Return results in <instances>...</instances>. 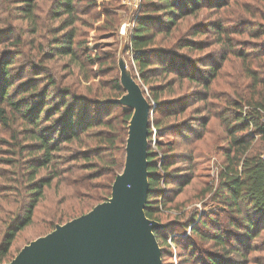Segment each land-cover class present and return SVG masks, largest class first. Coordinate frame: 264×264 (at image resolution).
Masks as SVG:
<instances>
[{
    "label": "rangeland",
    "instance_id": "obj_1",
    "mask_svg": "<svg viewBox=\"0 0 264 264\" xmlns=\"http://www.w3.org/2000/svg\"><path fill=\"white\" fill-rule=\"evenodd\" d=\"M33 1L35 25L24 18L22 0H0V86L4 82L1 68L5 66L8 81L13 84L8 88L9 94H15L21 84L36 80L34 83L38 89L33 94L20 90L23 99L33 102L29 111L37 106L46 110L40 99L33 95L46 90L47 102H52V97H60V88H67L72 96L85 97L84 100L90 102L86 107L91 114L100 112V106L92 107L93 100L115 96L112 92L114 81L119 82L123 94L111 100L112 103L129 95L131 84L138 86L147 102L155 105L149 118L152 129L150 142L147 136L149 150L158 154L160 159L162 155L177 156L180 163L171 168L177 167L189 176V183L179 190L172 185L165 188L168 197L161 208L158 223L167 227V231H173L178 244L170 241L160 244L164 254L161 262L201 264L199 257L204 261L206 254H214L223 264H264V232L251 242L259 248L247 252L232 235L225 234L231 226L230 216L227 212L221 213L214 196L230 146L223 117L230 116L233 100L250 94L247 86L250 79L244 73L243 59L238 57L240 52L248 55L245 62L251 59L252 69L256 73L260 71L258 75L264 77V69L257 66V63L264 65V57L257 54H261L264 47V37H256L255 29L251 28L256 22L261 23L259 15L260 11L264 12V0H200L202 6L194 11L188 10L192 5L187 6L186 0H173L182 4L183 13L175 14L168 32L164 30L155 37L149 47L151 58L163 59L177 72L195 73L198 81L178 78L175 72H158L144 77L133 62L135 52L130 40L135 26L148 19L147 25L163 27L169 20L163 11H152L151 5L157 0H74L75 10L71 16L57 9L59 0ZM216 23L224 27L221 35H217L214 29ZM70 31L74 34L75 46L79 47L76 54L80 63L68 57L54 56L51 50L56 44L54 38ZM219 38L223 41L219 42ZM187 42H193L195 47L189 49L185 46ZM226 47L231 48L230 53ZM86 55L92 59L97 57L96 62H87ZM224 56L227 57L223 59ZM155 64L149 68L160 67ZM211 67L215 69L214 75L209 74ZM47 77L53 80L54 86L43 81ZM125 82L128 87H124ZM205 85H208V91L204 89ZM120 105L128 109L126 104ZM78 108L82 109V105ZM173 108L180 109L173 111ZM181 110L182 113H175ZM58 117L54 115L53 119ZM204 120L206 123L201 126ZM158 122L160 127L156 126ZM43 124L44 119L42 130L51 135V129L46 127L54 123ZM33 130L34 127L20 116L10 115L6 125L0 124V253L3 252L1 243L5 233L14 222L21 221L25 213L32 196V185L37 184L40 177L48 176V171L40 169L35 178H31V165L40 155L34 153L29 139ZM125 144L126 139L115 145L112 157L117 167L113 176L122 171ZM257 147L264 154V145L255 141L253 149ZM63 148L54 155L67 160L77 147L64 144ZM82 174L86 175H78ZM70 179L71 187L78 182L76 177ZM56 182L52 181L44 188V197L33 209L31 224L15 235L0 264L10 262L25 245L66 222L68 215L64 213L70 212L69 204H76V201L64 199L63 194L69 193L70 189L63 182ZM103 182L104 177L91 183L98 186L96 190L101 192L100 198L106 195ZM74 188L79 190L78 198L83 202L95 192L94 189L85 192ZM194 218L196 221L199 218L206 220V228L222 233L228 241L227 249L194 237L188 226L183 231L179 222Z\"/></svg>",
    "mask_w": 264,
    "mask_h": 264
},
{
    "label": "trees",
    "instance_id": "obj_2",
    "mask_svg": "<svg viewBox=\"0 0 264 264\" xmlns=\"http://www.w3.org/2000/svg\"><path fill=\"white\" fill-rule=\"evenodd\" d=\"M22 1L23 9L21 12L24 18L29 24L35 25L34 1ZM157 1L156 4L151 5L152 11H163L167 15L166 19L169 20H166L163 27L147 25L148 19L143 20V22L135 26L130 40L131 49L135 52L133 62L136 63L139 73L144 77L145 75H153L158 72H175L178 78L198 81L195 73L177 72L173 67L166 65L163 59L157 60V58H151L152 53H150L149 47L154 43L155 37L164 30L168 32V26L174 23L173 17L175 14L183 13V7L180 2L174 3L173 0ZM199 1L186 0L187 6L192 5L191 9L188 7V10L194 11L196 7H201L202 5H200ZM73 3L74 0H59L57 9H60L61 13L66 16H71L75 10ZM55 13L58 12L56 11ZM259 19L261 23L256 22L251 28L255 29L254 33H256V37H264V12L260 11ZM67 25L68 23L65 24V27ZM214 29H216L217 35H221L224 32V27L219 23L215 24ZM249 31L252 32L251 29ZM59 37L54 38L56 44L51 48L53 55L68 57L80 63V58L76 54L79 47L75 46L73 32H67ZM221 41L223 40L219 38V42ZM185 46L189 49L195 47L193 42H187ZM226 46L228 45L226 44ZM226 48L228 49L227 52L230 53L231 48ZM82 50H84L83 46ZM240 53L238 57L243 59V65L245 66L244 73L250 79L247 85L250 89H248L250 94L247 97L240 95L237 100H233L230 107V116L228 118L223 117V119H226L225 123H227L226 131L228 132L230 146L225 155V165L220 173L219 184L214 192V196L220 205L218 208L221 209V213L227 212L230 216L229 221L231 226H229L225 234L227 236L232 235L233 239L244 246L247 252H251L259 248L251 242L264 232V160L261 158L262 150H259L258 147L253 149L255 141H258L261 146L264 145V77L258 75L260 71L256 73L252 69V64L249 62L252 61L251 59L247 63L245 62L248 55ZM257 54L264 57V47L261 54ZM226 57L224 56L223 59ZM85 58L91 64H94L97 59V57L92 59L89 55H86ZM154 62L156 63L155 65H159L160 67L157 69L149 68ZM257 66L260 70L264 69V65L260 66L257 63ZM6 69L5 66L1 68L4 82L0 86V124L6 125L8 116L14 115L16 118L17 116L24 118L28 124L34 127L29 139L32 142L31 146L34 148V153L37 152L40 155L31 165V178H35L40 169L48 171V176L40 177L39 182L32 185L30 193L32 196L28 206L24 210L25 213L22 215L21 221H18L16 224L14 222L12 228L4 235L1 243L3 245V252L0 253V260L4 259L15 235L31 224L33 209L36 207L38 201L44 197V188L49 187L52 181L56 180V183L63 182L64 185H68L65 187L70 189V192L64 193L63 197L69 201H76V204H69L68 209H70V212L64 213L68 215L66 222L87 213L94 205L106 201L110 197V190L115 177L113 175L116 173L117 167L112 153L115 151V145L118 142L124 143L132 114L127 108H123L118 103L111 102V100L123 94V89L118 81H114L112 85V92H114L115 96L110 98L105 97L98 101L93 100L92 107L100 106L98 108L100 112H97V114H91L90 109L88 111L86 105L90 102L84 100L85 97L72 96V93L67 88H60V91H62L60 97H52V102H47L46 90L39 95H33L40 99L46 110H42L40 106H37V108L33 107L29 111L33 102H27L23 99V96H20V92L24 91L25 94H33L38 89L34 83L36 80L21 84L20 89L15 94H9L8 88L13 84L8 81ZM210 69L212 71L209 74L214 75L215 69L213 67ZM144 77L142 78L144 79ZM43 81H47L50 87L55 85L49 77ZM204 89L208 91V85H205ZM49 96L51 97V95ZM80 104L82 105V109L78 110ZM176 110L173 108V111ZM182 112L181 110L175 113L179 114ZM41 113H44L43 117L40 116ZM54 115H59V117L53 119ZM42 119H44V124L48 121L54 123L50 127H46L51 129V135L46 132L44 133V129L42 130ZM205 123L206 120L202 121L201 126L205 125ZM160 125V122L156 123L157 127H160ZM151 132L152 129L148 126V142H150ZM238 133L240 134L238 135ZM64 144H75L77 147L76 152L71 154L67 160L60 159L54 155V153L63 151ZM77 161H80V164H77ZM147 162L149 192L144 207V214L148 219L158 222V217L162 211L161 208L165 205V199L168 197L165 194L167 191L165 188L172 185L177 187L175 188L176 190H179L189 183V176H187L186 172H180L177 167L171 168L180 163L177 156L162 155L160 159L158 154H154L149 150V146L147 150ZM79 173H86V175H78ZM75 177L78 179V182L71 187L70 178L75 179ZM102 177H104L103 187L105 188L103 193H106V195L100 198L101 192L96 190L98 186L91 185V183L93 180ZM74 187H78L85 192L94 189L95 192L88 198L89 200L83 202L78 198L79 190H75L76 188ZM75 208H78L77 211H74ZM196 219L179 222V226L183 231L188 226L190 233L194 237L203 241H212L222 249H227L228 241L222 233L206 228V220L199 218L196 221ZM154 235L159 246L161 243L167 244L168 241L175 245L178 244L173 231H167V227L155 230ZM241 249L234 250L242 252ZM162 256L164 254H162L161 249ZM203 258L204 261L199 257L201 264L202 262H204L203 264H223L214 254H206ZM162 264L165 263L162 262Z\"/></svg>",
    "mask_w": 264,
    "mask_h": 264
},
{
    "label": "water",
    "instance_id": "obj_3",
    "mask_svg": "<svg viewBox=\"0 0 264 264\" xmlns=\"http://www.w3.org/2000/svg\"><path fill=\"white\" fill-rule=\"evenodd\" d=\"M116 103L126 104L132 114L124 165L113 180L110 197L31 241L4 264H162L154 231L163 225L144 214L148 126L155 105L132 84L130 94Z\"/></svg>",
    "mask_w": 264,
    "mask_h": 264
},
{
    "label": "built area",
    "instance_id": "obj_4",
    "mask_svg": "<svg viewBox=\"0 0 264 264\" xmlns=\"http://www.w3.org/2000/svg\"><path fill=\"white\" fill-rule=\"evenodd\" d=\"M261 158L264 160V154L261 155Z\"/></svg>",
    "mask_w": 264,
    "mask_h": 264
}]
</instances>
